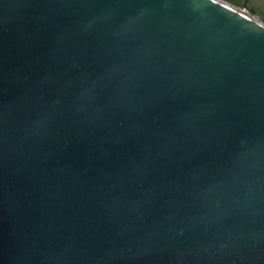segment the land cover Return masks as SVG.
Segmentation results:
<instances>
[{
  "label": "water",
  "instance_id": "1",
  "mask_svg": "<svg viewBox=\"0 0 264 264\" xmlns=\"http://www.w3.org/2000/svg\"><path fill=\"white\" fill-rule=\"evenodd\" d=\"M0 264H264V23L0 0Z\"/></svg>",
  "mask_w": 264,
  "mask_h": 264
},
{
  "label": "rangeland",
  "instance_id": "2",
  "mask_svg": "<svg viewBox=\"0 0 264 264\" xmlns=\"http://www.w3.org/2000/svg\"><path fill=\"white\" fill-rule=\"evenodd\" d=\"M232 5L248 10L264 23V0H224Z\"/></svg>",
  "mask_w": 264,
  "mask_h": 264
}]
</instances>
